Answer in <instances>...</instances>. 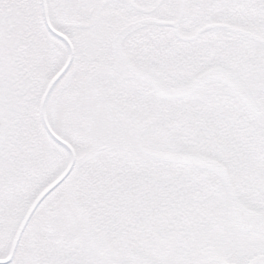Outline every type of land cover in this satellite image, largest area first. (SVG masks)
Segmentation results:
<instances>
[{
    "label": "snow or ice",
    "instance_id": "obj_1",
    "mask_svg": "<svg viewBox=\"0 0 264 264\" xmlns=\"http://www.w3.org/2000/svg\"><path fill=\"white\" fill-rule=\"evenodd\" d=\"M0 264H264V0H0Z\"/></svg>",
    "mask_w": 264,
    "mask_h": 264
}]
</instances>
